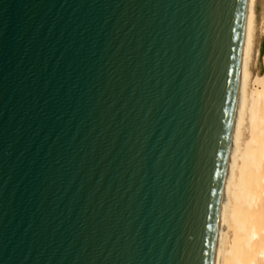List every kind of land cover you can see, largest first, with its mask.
Segmentation results:
<instances>
[{
  "label": "water",
  "instance_id": "1",
  "mask_svg": "<svg viewBox=\"0 0 264 264\" xmlns=\"http://www.w3.org/2000/svg\"><path fill=\"white\" fill-rule=\"evenodd\" d=\"M246 0H0V264H212Z\"/></svg>",
  "mask_w": 264,
  "mask_h": 264
},
{
  "label": "bare ground",
  "instance_id": "2",
  "mask_svg": "<svg viewBox=\"0 0 264 264\" xmlns=\"http://www.w3.org/2000/svg\"><path fill=\"white\" fill-rule=\"evenodd\" d=\"M212 264H264V0H246Z\"/></svg>",
  "mask_w": 264,
  "mask_h": 264
}]
</instances>
